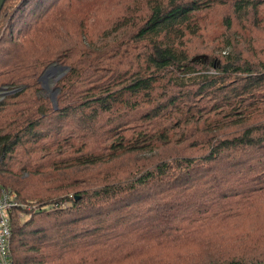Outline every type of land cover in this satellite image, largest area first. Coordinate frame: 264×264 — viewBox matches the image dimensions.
<instances>
[{
    "label": "trees",
    "instance_id": "trees-1",
    "mask_svg": "<svg viewBox=\"0 0 264 264\" xmlns=\"http://www.w3.org/2000/svg\"><path fill=\"white\" fill-rule=\"evenodd\" d=\"M1 86L11 264H264V0H5Z\"/></svg>",
    "mask_w": 264,
    "mask_h": 264
},
{
    "label": "built area",
    "instance_id": "built-area-1",
    "mask_svg": "<svg viewBox=\"0 0 264 264\" xmlns=\"http://www.w3.org/2000/svg\"><path fill=\"white\" fill-rule=\"evenodd\" d=\"M17 203L15 195L12 192L0 189V264H11L10 211L17 205Z\"/></svg>",
    "mask_w": 264,
    "mask_h": 264
},
{
    "label": "water",
    "instance_id": "water-1",
    "mask_svg": "<svg viewBox=\"0 0 264 264\" xmlns=\"http://www.w3.org/2000/svg\"><path fill=\"white\" fill-rule=\"evenodd\" d=\"M5 0H0V10L4 4ZM68 70L67 66H62L56 62L50 63L39 75L38 81L41 84V87L46 83L50 82V78L52 76L56 75V78H60L62 74L66 73ZM60 72V73H59ZM17 89H9L8 86H1L0 87V99L5 96L6 94L13 93ZM58 89L55 88L54 94L50 97V100L53 104V106H56V99H55V94L57 93Z\"/></svg>",
    "mask_w": 264,
    "mask_h": 264
},
{
    "label": "rangeland",
    "instance_id": "rangeland-1",
    "mask_svg": "<svg viewBox=\"0 0 264 264\" xmlns=\"http://www.w3.org/2000/svg\"><path fill=\"white\" fill-rule=\"evenodd\" d=\"M101 0H96V2H99ZM60 73V72H59ZM64 75V73L62 74ZM61 78V77H60ZM59 80V78L57 79L56 78V75L55 76H52L50 78V82L49 83H45L42 87H41V90H40V93L43 95V96H46L50 99V97L54 94L55 92V88H56V83L57 81Z\"/></svg>",
    "mask_w": 264,
    "mask_h": 264
}]
</instances>
